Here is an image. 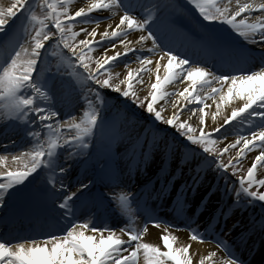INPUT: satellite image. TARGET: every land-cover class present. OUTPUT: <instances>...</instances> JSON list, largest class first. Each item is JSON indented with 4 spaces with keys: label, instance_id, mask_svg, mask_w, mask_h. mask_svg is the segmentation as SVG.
Listing matches in <instances>:
<instances>
[{
    "label": "snow or ice",
    "instance_id": "obj_1",
    "mask_svg": "<svg viewBox=\"0 0 264 264\" xmlns=\"http://www.w3.org/2000/svg\"><path fill=\"white\" fill-rule=\"evenodd\" d=\"M0 128V264H264V0L0 4Z\"/></svg>",
    "mask_w": 264,
    "mask_h": 264
},
{
    "label": "bare ground",
    "instance_id": "obj_2",
    "mask_svg": "<svg viewBox=\"0 0 264 264\" xmlns=\"http://www.w3.org/2000/svg\"><path fill=\"white\" fill-rule=\"evenodd\" d=\"M78 2H79V0H78ZM85 2H87V0H85ZM8 3H10V0H0V4H3L5 6H7ZM179 87L182 89L183 85H180ZM169 90L171 91L172 89H169ZM0 133H3V128H0ZM9 140H15L17 142L18 146L16 148H18L20 145H22L21 146L22 149H20L19 151L26 150L27 147H30V145L26 144L25 142H22L18 135H15V134H12V133H8L6 135L0 134V141H2L3 143H8ZM11 149L12 148H10L9 150H11ZM0 150H2V149H0ZM3 155H5V154H3ZM79 172H80V169H76L74 171V173H73V177H75L77 174H79ZM198 200H199V197L197 198L196 201H193V207H195V205L198 203ZM214 201H215V198H213V202L210 203L207 208L201 209V213L203 215H206L207 213H209V212L214 210V208H215ZM237 215H239V214L237 213ZM114 217L115 216L110 218L107 222L108 223H112L114 225L119 223L116 220V218H114ZM140 221H141V225L140 226H143V218L142 217L140 218ZM176 223H177V225L179 226L180 229L183 228V224H181L179 220H177ZM229 223H231V221H229ZM149 227H150V234L147 236V240L150 241V242L159 243V241L157 239L158 230L155 227H152L151 224H150ZM178 234H179L181 239H185L186 235H187L184 231H180ZM196 247H199L201 250H203V249L208 247V243H205V244H202V245L198 244V245H196ZM245 257L247 258V253H245ZM258 258H259L258 255H254L253 256V260L254 261L257 260Z\"/></svg>",
    "mask_w": 264,
    "mask_h": 264
},
{
    "label": "rangeland",
    "instance_id": "obj_3",
    "mask_svg": "<svg viewBox=\"0 0 264 264\" xmlns=\"http://www.w3.org/2000/svg\"><path fill=\"white\" fill-rule=\"evenodd\" d=\"M52 64H53V66H55V64H56L55 59L52 60ZM14 151H15V152H18L19 150H14ZM15 152H14V153H15ZM1 154H2V153H0V155H1Z\"/></svg>",
    "mask_w": 264,
    "mask_h": 264
}]
</instances>
